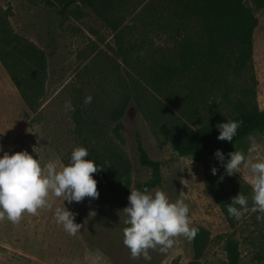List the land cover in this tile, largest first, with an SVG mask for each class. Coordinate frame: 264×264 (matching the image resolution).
<instances>
[{"label":"rangeland","instance_id":"rangeland-1","mask_svg":"<svg viewBox=\"0 0 264 264\" xmlns=\"http://www.w3.org/2000/svg\"><path fill=\"white\" fill-rule=\"evenodd\" d=\"M246 5L257 19L252 36V66L256 79L255 101L264 110V9L252 0ZM0 13L12 32L45 52L48 58L45 95L37 115L29 112L15 86L0 64V158L27 151L41 162L42 168L50 160L57 171L67 166L74 148L80 147L72 135L73 124L65 101L73 100L79 89L92 90L96 100L111 109L120 98L121 90L131 83L142 86L131 70L134 61L143 62L146 56L168 45L166 36L150 27L154 15L152 0H121L113 15L103 19L92 12L81 17H61L57 10L46 6L43 0H0ZM120 53L126 55L122 61ZM170 47V45H168ZM133 67V66H132ZM132 79V80H131ZM123 93V92H122ZM149 104L137 107L131 102L117 124L109 123V134L125 152L131 164V188L122 208L102 206L98 199L86 197L83 202L69 204L63 197H49L50 207L38 210L37 215L24 213L19 223L5 218L0 220V264H190L193 262L191 241L175 237L167 253L151 251V261L130 259V251L123 244V229L127 219L122 210L129 206L128 196L137 184L150 177L148 169L137 163L135 139L139 138L148 156L161 163V183L152 189L163 190L170 201L183 200L189 206L191 227H202L210 234L203 256L196 264H225L224 241L220 236L233 233L218 205L204 188L203 169L191 157L171 155V138L163 120L148 112ZM117 127L120 135H111ZM250 136L264 144L259 133H252L236 142L233 151L247 155ZM35 148V152L33 149ZM255 160L264 159V150ZM86 159V158H85ZM225 156V163L227 162ZM208 164L220 167L219 181L224 187L246 185L249 208L252 206L251 173L241 169L234 185L227 182L226 172L213 155ZM183 192L184 195H180ZM77 213L75 223L82 224L76 236L69 235L63 225L56 223L58 207ZM95 212L96 215H89ZM259 213L249 211L236 220L234 237L239 241L241 264H264L255 258L249 235H256L264 227L257 221Z\"/></svg>","mask_w":264,"mask_h":264},{"label":"trees","instance_id":"trees-1","mask_svg":"<svg viewBox=\"0 0 264 264\" xmlns=\"http://www.w3.org/2000/svg\"><path fill=\"white\" fill-rule=\"evenodd\" d=\"M121 0H43L57 10L61 17H81L92 12L106 21L113 15ZM247 0H152L154 15L150 27L166 36L170 45L157 49L143 62L134 61L131 70L142 83H133L121 90L120 98L111 109L97 102L92 90L79 89L69 112L73 124L72 135L80 147L89 151L86 159L93 160L103 170L94 173L99 192L98 201L105 207L122 208L131 188V164L122 148L111 138L109 123L117 124L131 102L149 104L148 112L160 117L172 141V152L191 157L202 165L204 188L218 205L233 233L223 238L225 264H241L239 241L234 237L236 219L229 216L227 204L240 192L250 193L241 185L224 187L219 181L222 169L208 164L217 150L227 159L236 142L252 133H259L264 141V110L256 104V79L252 66V36L257 19L246 5ZM264 9V0H252ZM122 61L126 55L120 53ZM0 64L15 86L27 110L37 115L45 95L48 58L33 43L15 35L0 13ZM133 66V67H132ZM132 80V79H131ZM123 92V93H122ZM91 104H85L87 96ZM229 120L243 121L233 141L217 139V125ZM111 135L120 139L117 127ZM137 163L150 172L145 182L135 190L158 187L162 181L161 163L152 160L139 138L135 139ZM173 156V155H172ZM177 157V156H175ZM218 169L216 175L211 169ZM234 185L235 177L226 174ZM199 233L191 241L193 262L202 258L209 242V232L196 227ZM254 246L255 258L264 261V227L256 235L248 236ZM260 264V263H259Z\"/></svg>","mask_w":264,"mask_h":264},{"label":"clouds","instance_id":"clouds-1","mask_svg":"<svg viewBox=\"0 0 264 264\" xmlns=\"http://www.w3.org/2000/svg\"><path fill=\"white\" fill-rule=\"evenodd\" d=\"M93 97L87 96L84 103L91 104ZM66 112H74L76 109L71 100L65 101ZM243 121L229 120L220 123L216 127L219 130L220 141H233ZM250 146L247 155L243 151L228 153L230 159L225 163L222 151L215 152V158L224 166L228 176L236 175L241 169L249 170L251 173L250 184L252 188L251 202L243 193L231 198L227 204L229 216L241 220L249 211L259 213L256 219L264 223V159L255 160L264 150V144L258 143L255 136H250ZM0 147V151H2ZM35 152V148L33 149ZM173 156L180 157L178 151L172 152ZM89 151L84 147L73 149L70 161L62 170L57 171L56 163L47 162L42 168L41 162L35 159L27 151L16 152L9 155L4 152L0 158V220L7 216L12 223H19L23 214L37 215L38 210L50 207L49 197H63L69 204L81 203L88 197L98 199L97 181L93 174L103 170L93 160L85 159ZM218 169L213 167L211 174L216 175ZM180 195H184L183 192ZM129 206L122 212L127 219V225L123 229V244L130 251V259L143 258L151 261V251L165 254L175 243L174 238L183 236L188 241H193L199 233V229L191 227L189 219V206L183 200L170 201L167 193L156 189L150 191L148 188L131 190L128 196ZM77 213L67 208L58 207L54 219L56 223L63 225L64 230L71 236H76L82 224L75 223ZM89 215L95 216V212Z\"/></svg>","mask_w":264,"mask_h":264}]
</instances>
